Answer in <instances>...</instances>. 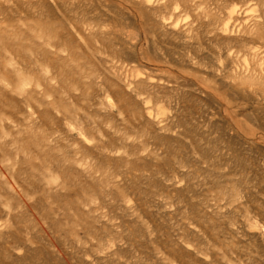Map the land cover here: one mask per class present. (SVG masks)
Segmentation results:
<instances>
[{"label":"rangeland","instance_id":"rangeland-1","mask_svg":"<svg viewBox=\"0 0 264 264\" xmlns=\"http://www.w3.org/2000/svg\"><path fill=\"white\" fill-rule=\"evenodd\" d=\"M0 264H264V0H0Z\"/></svg>","mask_w":264,"mask_h":264}]
</instances>
